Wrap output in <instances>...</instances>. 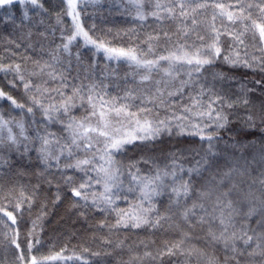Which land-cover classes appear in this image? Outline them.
Listing matches in <instances>:
<instances>
[{
  "label": "trees",
  "instance_id": "trees-1",
  "mask_svg": "<svg viewBox=\"0 0 264 264\" xmlns=\"http://www.w3.org/2000/svg\"><path fill=\"white\" fill-rule=\"evenodd\" d=\"M41 2L43 10L28 6L27 20H23L24 9L19 5L11 9L13 19L0 9V69H4L0 70V89L25 105L17 108L0 98V208L16 217L13 224L0 212V264H27L30 254L64 257L46 264H264L261 255L247 254L260 252L256 243L264 247L259 236L250 245L236 242L243 255L226 250L222 241H212L209 236L210 232L220 234V219L229 213L235 225L229 232L235 230L240 235L242 226L249 235L254 234L252 230L257 234L262 231L264 43L258 35L253 38L255 29H244L252 20L264 23V12L257 7H264L261 0H182L185 16L175 6L177 0H79L80 20L94 39L111 47L134 48L145 61L183 57L185 52L191 57L197 50L203 55L218 32L220 56L200 72L194 71L195 64L174 59L159 60L151 70L127 60H109L82 39L73 41L65 51L63 45L73 34L72 17L65 14L67 0ZM201 3L206 6L196 7ZM217 4H223L225 12L237 13L242 5H252L245 7L251 20L233 23ZM165 8H173V12ZM153 11L158 15H150ZM138 12L146 18L141 20ZM225 56L241 63H228ZM245 60L252 67L243 66ZM144 76L149 79H142ZM25 83L31 85L27 90ZM73 89H79V95L68 113L56 114L61 122L47 121L39 105L32 104L35 96L45 107L59 106L64 98L74 96ZM89 95L95 109L87 100ZM101 97L107 102L103 107ZM243 99L250 103L244 105ZM124 105L125 112L119 117L110 111ZM28 107L33 108L31 113ZM101 111L110 126L121 128L122 133L137 128V119L141 125L150 121L159 132L126 144L118 152L113 150L109 165L104 137L89 133L92 147L78 140L77 149L66 127L69 116L102 127ZM208 112L212 115H206ZM216 113L227 116L223 128L217 129L222 121L215 118ZM249 115L255 127L248 124ZM21 123L30 140L20 136ZM9 128L21 141L19 146L8 139ZM45 129L59 138V145H50L53 154L65 145L73 149L71 157L67 150L60 156L59 166L51 159L46 164L38 151L36 132L44 134ZM208 135L213 136L211 142ZM83 159L91 161L83 166L84 171L64 166ZM101 166L109 170L111 179L99 171ZM81 183L87 185L82 190L87 201L72 191ZM105 183L116 185L109 194L113 196L110 205L103 201ZM183 183L188 184V193L177 197L172 188ZM152 188L160 194L144 198L142 193ZM249 209L254 211L245 218ZM123 213L159 223L133 228L129 221L124 227L117 223ZM28 244L33 245L31 253ZM169 247L175 254L162 255Z\"/></svg>",
  "mask_w": 264,
  "mask_h": 264
},
{
  "label": "snow or ice",
  "instance_id": "snow-or-ice-1",
  "mask_svg": "<svg viewBox=\"0 0 264 264\" xmlns=\"http://www.w3.org/2000/svg\"><path fill=\"white\" fill-rule=\"evenodd\" d=\"M78 4L79 0H67V8L68 11L65 13L68 16L72 17L73 21V34L67 37V43L63 45V48L65 51L69 50V45L73 43V41H76L78 37H82L83 42L85 45H92L97 52L103 51L107 59L109 60H120V59H125L127 61L133 62L138 66L147 68L151 70L152 67L156 66L159 62V60H185L187 64L192 65L195 64V69L194 71L200 72L202 67L204 65H209L214 62V59L216 57L220 56L221 49L217 46L219 42V33L217 32L215 39L213 42L209 45H207V50L201 54V51L197 50L196 53L189 57L188 53L185 52L183 57L180 56H160L158 60H142L138 57L136 50L134 48H117V47H111L107 43L103 41H99L98 39H94L93 36L89 34L88 31L84 29V26L80 20V13L78 11ZM261 4H264V0H261ZM14 5H19L23 7V20L29 19L28 15V6L30 5L33 9H44V5L41 2V0H0V9L4 11V14L7 15L9 19H13V13L11 11L12 7ZM178 7L180 11L181 16L187 15V13L184 11L186 5L185 3L182 2V0H177V3L175 5ZM206 5L201 3L197 4L196 7L203 8ZM142 7V5H141ZM156 9H160L161 5L159 3H156L155 5ZM216 7L220 8L222 10L221 14L226 15L227 19L229 21H232L233 23L237 21H243V20H251V13L249 12L247 15H245V7H252V5H247L244 6L242 5L240 9L237 12L234 11H223L224 10V5L223 4H217ZM259 10L261 12H264V7H261L260 5H257ZM194 10V9H193ZM165 11L172 13L173 8H165ZM38 14V13H37ZM152 16H157L158 13L156 11H153L150 13ZM138 16L141 20H144L146 17L143 13L138 12ZM23 20L21 23H23ZM213 20H215V16H213ZM43 21H41L42 23ZM193 23H196L195 20H193ZM249 28L255 29L253 33V38H256L258 35L259 40L264 43V23H256V21L252 20L251 24H245L244 29L245 31H248ZM186 34V33H185ZM244 33H240L242 36ZM202 39V37H200ZM151 39V37H150ZM235 39L239 40L240 44H243L244 41L240 39L239 36H236ZM261 50H264L262 48ZM77 56L79 54L77 53ZM238 56V54H237ZM224 59L231 64H237L241 63L239 59H229V57L225 56ZM38 63V62H37ZM243 66L245 67H252L251 64L248 63L247 60L242 61ZM20 66L16 65V71L19 72ZM4 70V69H0ZM264 71V68L261 69ZM43 71V69H41ZM168 75H171V72L167 73ZM51 75V74H50ZM20 79L23 80L24 77L20 76ZM142 79L147 80L149 79L148 76L142 77ZM257 83H260L257 81ZM30 83H25L24 88L25 90L29 89ZM241 88H244V85H241ZM37 91H39V88H37ZM248 91H251V89H248ZM74 96H69L64 98L63 102L59 105H49L48 107H45L44 105L40 104L39 101L36 99L35 96L31 97L32 104L33 105H39V107L42 110L43 115L47 118V121L49 122H61L59 121L58 116L56 115L57 113L61 114H66L70 111L71 107L74 106L73 101L75 96L79 95V89H73ZM63 96V93H60ZM0 98H6L7 101H10L12 105H14L17 108H24V104L17 103V101L7 93H5L2 89H0ZM80 99H84L83 96L79 97ZM101 106L103 107L104 104H106V101H103V98L101 97ZM219 99V98H218ZM87 100L89 104H91L92 108L95 109L96 105L92 103V96L89 95L87 96ZM215 102V101H213ZM242 103L244 105H248L250 101L248 99H243ZM126 105L121 106V107H113L110 109L111 112H114L117 117H119L122 113L125 112ZM228 107H232V104H229ZM33 111L32 107L27 108V112L31 113ZM92 115H96V112L93 111ZM206 115L211 116L212 112L206 113ZM100 118L102 121V127H91L86 125L83 121H76L75 118L69 116V123H67L66 127L70 130L71 132V144L75 146V148L79 149L80 148V143H78V140H82L85 142V145L87 148H91L92 144L90 141L92 140V137L89 135V133H96L98 136L104 137L105 138V146H104V152L105 155L107 156V161L109 165L113 162L112 157H113V150L115 151H120L123 149L124 145L132 143L136 139H149L153 137L155 134L159 132V129H153L152 124L150 121H145L143 125L140 124V121L137 119L136 120V125L137 128L135 129V132L143 133V135H136L134 132H128V133H122L121 128H116V127H111L110 122L105 119V113L103 111L100 112ZM218 121H222L220 123H217V129L223 128L228 120L227 116H222L220 113H216L215 117ZM262 122H264V117H261ZM247 122L250 126L255 127V120L252 115H249L247 117ZM7 123V122H5ZM160 123H163L162 121ZM20 128V136L23 137V140H30L31 138L27 135H25V128L24 125L21 123L18 125ZM197 129H199V125L195 126ZM9 137L8 139L13 143V145L19 146L21 141L17 140V137L12 135V130L9 128ZM202 131V130H200ZM200 131H198L196 134H200ZM205 137H202V139ZM35 139L39 141L40 147L38 149L39 153L41 154V158L45 161L46 164H48V160H55L57 162V165L59 166V161H60V156L64 155L65 150H67V154L69 157L73 155V149L69 147L68 145H65L63 148H58L56 151V154H53V152L50 150V145L55 143L56 145H59V138L56 137L55 133L47 131V129L44 130V134H41L39 130L36 132ZM208 141L213 140L212 135H208L206 137ZM209 148L211 149V143L209 145ZM25 151H27V145H24ZM207 162V161H205ZM91 163L90 160L88 159H83V160H76L75 164L68 163L64 165L67 168H79L80 170L84 171L85 169L83 168L84 165H89ZM199 163V161L197 162ZM50 166V165H48ZM100 172H103L106 177H109L111 179V176L109 174V170L103 166L100 167L99 169ZM160 177L157 176V179ZM96 183H100L99 180L96 181ZM151 182H149L150 184ZM115 184H112L111 186L108 183H105L104 185V192L105 194L103 195V201L107 204H112L113 203V196L109 195L112 193V188L115 187ZM87 187L86 184L81 183L78 187L73 188V193L76 197H80L83 200L87 201L88 200V195L86 192L82 191ZM149 187L148 184L145 185V189ZM189 190V186L187 183H183L180 185L179 188H172V192L177 196L181 195H187ZM159 195L160 193L156 191L155 188H152L150 192L144 191L142 193L144 198H147L150 200L151 195ZM222 195L227 196V193H223ZM219 202V198H218ZM96 201L93 200V204H95ZM19 205H17V208ZM202 207V206H201ZM227 207L231 208L232 207V202L228 201ZM103 210V209H102ZM150 210V209H149ZM253 209H249V212L247 213V216L252 215ZM0 212H4V215L7 216L13 224L16 222V217L13 215L12 212L6 211L5 209L0 208ZM188 213H185V217H187ZM125 217H127V220H125ZM129 221L131 222V227L133 228H139L143 225H149L150 221L146 216H141V215H136V214H128V213H123L120 214V219L117 221L118 224L121 226L127 227L129 225ZM159 223V220L152 221L150 226L155 227ZM220 224L223 226L222 231L220 232L219 235H216L215 233H209L210 239L212 241H222L224 244L225 249H230L234 253H239L243 255L244 253L240 251V249L237 247L236 242L240 241L244 245H250L251 242L254 241V238L256 236H259L262 240H264V220L259 222V227L261 228L260 233H256L255 230L253 231V235L248 234V230H245V228L242 226L240 228V232L242 234L238 235L235 230L229 232V227H232L233 229L235 228V225L232 224L231 220V213H229V216L227 218H221L220 219ZM16 241L13 240V243ZM39 243V241H37ZM179 245H174L173 247H178ZM16 247L19 248L20 245L17 243ZM29 253H31V249L33 247L32 244L27 245ZM256 249H260L259 253H255V250L253 252H248L247 254L249 256L253 254H259L262 257H264V247H262L261 243H256L255 244ZM175 253L173 252V248L169 247L167 248L166 252H163L162 255H174ZM150 255V253H149ZM20 260L24 261L25 257L23 254L20 255ZM64 259V257L61 254H57L55 256H49V257H40L38 258L35 255H29L27 259V264H46L47 261L50 260H60ZM232 259H235L233 256ZM211 264V262H210Z\"/></svg>",
  "mask_w": 264,
  "mask_h": 264
},
{
  "label": "rangeland",
  "instance_id": "rangeland-1",
  "mask_svg": "<svg viewBox=\"0 0 264 264\" xmlns=\"http://www.w3.org/2000/svg\"><path fill=\"white\" fill-rule=\"evenodd\" d=\"M77 39H82V37H78ZM83 40V39H82ZM90 46H92V45H90ZM93 47V46H92ZM99 52H102L103 53V51H99ZM104 54V53H103ZM120 60H125V59H120ZM175 61H178V62H184L185 60H183V59H181V60H175ZM186 62V61H185ZM143 125V124H142ZM136 129V128H135ZM135 129H133V130H129L128 132H134V134H136V135H143V133H139V132H135ZM127 132V133H128ZM136 140H138V139H136ZM135 141V140H134Z\"/></svg>",
  "mask_w": 264,
  "mask_h": 264
}]
</instances>
